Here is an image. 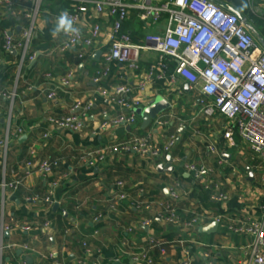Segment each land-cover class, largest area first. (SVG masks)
<instances>
[{
  "label": "crops",
  "instance_id": "1",
  "mask_svg": "<svg viewBox=\"0 0 264 264\" xmlns=\"http://www.w3.org/2000/svg\"><path fill=\"white\" fill-rule=\"evenodd\" d=\"M14 1L19 15L13 17L0 9V30H9L19 38L27 26L24 12L31 2ZM214 1L229 12L230 9L238 11L237 15L258 45L264 48V0ZM74 2L47 1L29 51L36 54V59H27L20 78L16 69L19 53H6L0 47V138L6 135L11 111L10 144L5 157L0 153V184L3 180L20 181L18 188L8 189L4 197L0 191V228L2 224L10 227L3 239L5 263L135 264L132 253L150 247V240L155 239L161 244L149 248L155 264H245L247 257L243 250L253 237L230 232L227 225L228 219L261 215L259 205L264 200V181L257 167L258 157L237 134L235 146L227 145L223 136L227 120L220 116L207 118L200 113L195 105L198 95L182 78H170L176 63L169 58L168 76L156 79L146 92L137 91L133 95L145 103L142 109L157 96L168 100L170 108L158 116L169 121L168 127H156L152 121L144 129L139 114L135 125L99 129L104 119L121 112L116 103L96 94L98 86L93 81L109 47L106 33L90 48L81 44L66 52L59 50L62 30L53 36L59 16ZM113 20L107 14L96 17L95 13H89L80 27L85 29L87 25L101 22L106 32L111 29ZM123 25V32L130 34L134 42L141 43L147 35L165 31L168 15H164L160 23L146 26L138 10L131 8ZM2 42L0 38V45ZM159 59V53L144 51L137 71L114 64L102 84L107 89L118 84L136 85ZM69 72L74 74L71 86L59 91L55 99L49 98L52 86L46 74L59 77ZM14 91L16 97L11 101L8 96ZM94 98V106L81 131L54 130L50 125V117L71 113L76 100ZM18 129L24 132L16 137ZM46 133L48 137L44 136ZM171 133L178 135V143L171 154L159 158L114 153L95 165L83 164L80 159L82 151L100 150L135 134H149L152 143L160 146ZM210 144L216 145L221 157L209 152ZM169 156L173 160L208 165L213 171L195 179L174 162L171 164L174 170L170 171L166 167ZM56 158L62 159V165L47 177L27 166L30 160ZM118 181L125 182L129 194L121 203H117L115 196ZM53 182L59 184L55 190ZM175 182L180 183V199L175 204L182 223L175 225L162 220L157 206L146 209L134 205L169 200L170 188ZM51 192L54 203L29 200L34 195L46 197ZM218 192L226 193L228 199L215 201L213 196ZM99 215L102 217L96 219ZM218 216L223 220L217 229L204 231L203 228L217 221ZM194 217L199 218L198 223L187 228L185 223Z\"/></svg>",
  "mask_w": 264,
  "mask_h": 264
},
{
  "label": "built area",
  "instance_id": "2",
  "mask_svg": "<svg viewBox=\"0 0 264 264\" xmlns=\"http://www.w3.org/2000/svg\"><path fill=\"white\" fill-rule=\"evenodd\" d=\"M67 12L73 31L62 30L63 39L59 45L61 52H66L76 45L90 48L106 33L108 49L103 54V61L96 71L94 82L97 84L96 94L107 97L116 103L121 112L107 117L99 126L101 130H108L119 126L135 125L139 118L138 109L145 103L133 96L135 92H146L147 87L156 79L166 78L169 71L167 59L176 63L172 80L182 78L190 90L198 95L195 105L200 113L207 118L220 116L227 120L228 126L223 136L227 145L235 146V135L247 145L249 150L259 159L257 167L262 173L264 181V48L260 47L254 36L242 19L235 13L224 9L214 0H74ZM30 5L24 12L27 26L21 36L17 38L9 30H0L3 39L0 47L9 53L16 51L20 59L17 64V77L20 78L27 59L34 61L36 54H29L30 46L38 27V19L43 11L44 0H30ZM138 10L140 20L146 25L158 24L164 15H168V25L163 33L149 34L143 42L136 43L130 34L123 32V24L129 18L130 9ZM0 9L13 17L19 15L14 0H0ZM89 13L96 17L109 15L114 18L109 31H104L103 23L95 22L81 28ZM107 22V20H106ZM144 51L159 53V62L151 65L143 80L136 85L118 84L110 89L103 86L111 73L114 64L126 65L130 70L140 69L141 54ZM80 57H84L81 53ZM2 58L0 56V64ZM74 79L73 72L54 77L46 74V80L52 86L49 98L55 99L59 91L68 89ZM11 101L16 97V91L8 96ZM95 98L88 101L76 100L71 113L49 118L54 130L66 129L81 131L88 120L89 113L94 106ZM148 102V106L153 103ZM156 127L167 128L169 121L157 117L153 120ZM23 129H18L15 136L19 137ZM49 136V133L44 135ZM11 140V111L7 119V132L0 138V153L6 156ZM178 143V135H167L163 145L152 143L151 136L132 135L130 138L115 142L100 150L82 151L80 159L83 164L95 165L108 154L136 153L145 157L159 158L163 154H171ZM209 152L221 157L216 145H209ZM33 153V152H32ZM183 167L195 179H201L212 173L208 165L195 162H184L181 159L173 160ZM62 165V159H39L28 161L27 166L36 169L42 176L47 177ZM20 181L7 182L3 180L0 191L4 197L8 189H17ZM58 182L52 183L55 190ZM116 199L121 203L129 196L124 181L117 182ZM180 183H173L170 188L169 200H155L147 204L140 202L134 205L150 209L157 206L159 217L167 223L178 225L182 223L176 201L180 199ZM216 187H219L216 185ZM52 192L46 197L34 195L30 201L44 200L54 203ZM215 201H225L228 195L223 192L213 196ZM114 208V205L111 206ZM260 217L246 216L243 218L228 219L227 228L230 232L249 235L252 242L243 250L247 257L245 264H264V200L259 205ZM3 212V206H2ZM66 214V212L64 213ZM99 215L96 219H100ZM223 217L218 216L220 222ZM199 221L198 217L186 222L187 228H193ZM150 222V221H149ZM147 222V223H149ZM50 222L46 223L49 227ZM10 227L2 224L0 228V264L4 260V235ZM132 229H129L131 231ZM148 248H139L132 253L135 264H155L150 255V249L160 247L155 239L150 240ZM86 245V244H85ZM87 253L90 250L87 249ZM26 264V262H24ZM91 264H101L94 261ZM189 264V263H185Z\"/></svg>",
  "mask_w": 264,
  "mask_h": 264
},
{
  "label": "water",
  "instance_id": "3",
  "mask_svg": "<svg viewBox=\"0 0 264 264\" xmlns=\"http://www.w3.org/2000/svg\"><path fill=\"white\" fill-rule=\"evenodd\" d=\"M230 11L238 15L240 14L238 11L234 9H230ZM169 108H170L169 101L163 98L162 96H157L155 101L151 105L146 106L143 109H138V113L141 115L143 119L142 127L144 129L147 128L154 119H156L160 114L167 111ZM168 161L169 163L166 167H169L170 168L169 170L173 171L174 169L171 166L172 156L168 157ZM161 168H164V167H160V169ZM218 225H219V222L214 221L211 225L204 227L203 230L206 232H214L217 229Z\"/></svg>",
  "mask_w": 264,
  "mask_h": 264
},
{
  "label": "clouds",
  "instance_id": "4",
  "mask_svg": "<svg viewBox=\"0 0 264 264\" xmlns=\"http://www.w3.org/2000/svg\"><path fill=\"white\" fill-rule=\"evenodd\" d=\"M61 30L65 32L73 31L67 12H63L59 16L57 26L53 30V36H56Z\"/></svg>",
  "mask_w": 264,
  "mask_h": 264
},
{
  "label": "trees",
  "instance_id": "5",
  "mask_svg": "<svg viewBox=\"0 0 264 264\" xmlns=\"http://www.w3.org/2000/svg\"><path fill=\"white\" fill-rule=\"evenodd\" d=\"M47 1L48 0H44V4H43V9L47 6ZM51 1H53V0H51ZM70 8V7H69ZM123 28H124V25H123ZM123 31V30H122Z\"/></svg>",
  "mask_w": 264,
  "mask_h": 264
}]
</instances>
